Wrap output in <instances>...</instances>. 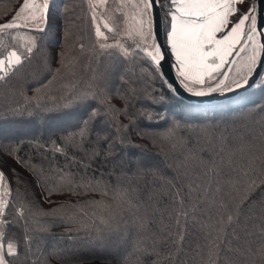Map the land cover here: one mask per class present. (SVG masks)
Masks as SVG:
<instances>
[{
  "label": "trees",
  "instance_id": "trees-1",
  "mask_svg": "<svg viewBox=\"0 0 264 264\" xmlns=\"http://www.w3.org/2000/svg\"><path fill=\"white\" fill-rule=\"evenodd\" d=\"M95 1L56 0L31 58L10 78L0 79V168L12 187L34 190V169L63 167L90 177L103 173L108 188L107 194L91 193L104 203L87 209L86 227L50 226L43 217L29 216L28 228L41 233L29 260L264 264V71L237 97L188 102L145 58L123 62L98 47L89 6ZM119 2L107 0L108 8ZM22 3L0 0V18ZM79 43L86 45L83 51ZM61 51L69 53L63 63ZM97 86L130 114L118 115L115 124L85 116L76 97ZM118 95L125 99H115ZM37 103L44 115L34 121ZM85 119L84 139L64 141ZM62 141L64 152L59 151ZM4 198L9 199L6 190Z\"/></svg>",
  "mask_w": 264,
  "mask_h": 264
},
{
  "label": "snow or ice",
  "instance_id": "snow-or-ice-1",
  "mask_svg": "<svg viewBox=\"0 0 264 264\" xmlns=\"http://www.w3.org/2000/svg\"><path fill=\"white\" fill-rule=\"evenodd\" d=\"M55 2L23 0L22 5L13 9L6 19L0 18V35L6 38L0 53V79L10 78L31 58L33 49L38 46L37 34H45L49 27V14L55 9ZM101 4L103 9L99 13L95 2L89 5L94 24L93 39L98 47L123 62L145 58L155 66L162 81V61L167 54L174 59L180 84L188 93H225L248 84L258 59L264 54V31L258 25L255 2L247 8L242 6V0H164L163 4L160 0H120L113 9L108 8L107 0H101ZM260 8L264 10V0H260ZM109 11L112 16L106 19L105 14ZM161 24L164 26V41L158 39ZM69 37L70 33L66 31L65 41ZM21 38L27 41L23 48ZM110 38L112 43L107 42ZM78 47L83 51L86 45L79 43ZM68 54L65 51L58 53L62 63ZM233 54L240 60H230ZM75 59L72 57L73 61ZM226 65L229 71L232 65H239L235 77L230 78L228 72L221 71ZM167 87L175 92L173 84L168 83ZM113 99L99 86L84 90L76 97L85 116L97 120L109 118L115 124L118 115L128 116L130 113L127 108L115 105ZM115 99L125 98L118 95ZM43 115V108L37 103L32 119L38 121ZM87 125L88 120H83L78 133H70L64 141L77 138L82 141L88 133ZM119 126L124 127L123 122H119ZM51 143L56 145V141ZM65 147L62 141L59 151L64 152ZM33 172L35 189L30 191L24 187L21 191L12 187V180L0 168V191L6 190L9 197L5 199L0 195V264H20L21 257L25 264H33L29 254L35 255L33 244L40 240L41 233L28 228L29 216L33 219L43 217L50 226L63 222L86 227L87 209L104 203L91 195L94 192L107 194L103 173L100 177H90L70 169L66 171L63 167H41ZM21 182L17 177V184ZM53 196H62L63 199H49ZM39 201L52 207L45 209ZM100 219L108 223L104 217ZM14 225L19 229L16 234L9 231ZM260 255L264 257V245Z\"/></svg>",
  "mask_w": 264,
  "mask_h": 264
},
{
  "label": "water",
  "instance_id": "water-1",
  "mask_svg": "<svg viewBox=\"0 0 264 264\" xmlns=\"http://www.w3.org/2000/svg\"><path fill=\"white\" fill-rule=\"evenodd\" d=\"M257 15H258V25L261 31H264V10H261L260 8V0H257ZM158 39L160 41L165 40V32H164L163 24L160 25V30L158 32ZM161 70L163 72L164 78L169 83L174 85L176 94L188 102L204 104V103H210L216 101H224L239 96L240 94L253 88L259 82L264 71V54H261V57L259 58L258 63L253 70L252 76L248 78V84L241 85V87L234 88L225 93L213 92L206 95H196L193 93H188L186 89L180 84L177 72L174 68L172 57H169L167 54L165 56L164 61H162Z\"/></svg>",
  "mask_w": 264,
  "mask_h": 264
},
{
  "label": "rangeland",
  "instance_id": "rangeland-1",
  "mask_svg": "<svg viewBox=\"0 0 264 264\" xmlns=\"http://www.w3.org/2000/svg\"><path fill=\"white\" fill-rule=\"evenodd\" d=\"M120 1V0H119ZM37 2H39V0H37ZM253 2H255L256 3V5H257V0H248V3H246V5L248 6V7H250L252 4H253ZM95 3H96V5L98 6V8H97V11H98V13L100 12L98 9H99V7L100 8H102L103 7V5L101 4V0H96L95 1ZM247 8V7H246ZM105 18L106 19H110L111 18V16H108V15H105ZM57 20H59L57 17H56V21ZM101 23H103V21H101ZM102 30H103V28H102ZM259 36V35H258ZM5 37H3V36H0V53H2L3 52V49H4V44L3 43H5ZM27 43V41H25L24 39H22L21 38V40H20V46H21V48H23L24 47V45ZM243 56V53H241V57ZM238 61L240 60V57H235ZM174 60V59H173ZM259 60V59H258ZM175 63V62H174ZM258 63V62H257ZM175 65V64H174ZM238 66L239 65H233L231 68V71H229L228 72V74H229V76H230V78H233V77H235L236 76V74H237V68H238ZM175 69H176V66H175ZM226 70H227V66H225V68L224 69H222L221 71H225L226 72ZM254 70V69H253ZM177 72V71H176ZM0 195H3L4 196V191H0Z\"/></svg>",
  "mask_w": 264,
  "mask_h": 264
},
{
  "label": "crops",
  "instance_id": "crops-1",
  "mask_svg": "<svg viewBox=\"0 0 264 264\" xmlns=\"http://www.w3.org/2000/svg\"><path fill=\"white\" fill-rule=\"evenodd\" d=\"M163 1H164V0H163ZM246 3H248L247 0H242V6L245 7V8L248 7V6L246 5ZM233 58H235V54H233V57H230L229 59L231 60V59H233ZM172 60H173V58H172ZM174 62H175V61L173 60V64H175ZM226 66H227V65H226ZM232 66H233V65H232ZM232 66H231V67H232ZM174 68H175V65H174ZM231 69H232V68H231ZM175 70H176V69H175ZM228 70H229V69H228V66H227V70H226V72H229Z\"/></svg>",
  "mask_w": 264,
  "mask_h": 264
}]
</instances>
